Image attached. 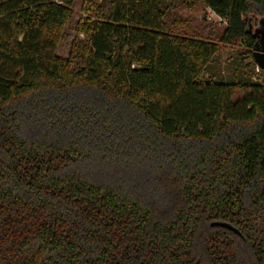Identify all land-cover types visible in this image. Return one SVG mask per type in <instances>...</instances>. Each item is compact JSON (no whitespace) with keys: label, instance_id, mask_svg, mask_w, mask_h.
<instances>
[{"label":"trees","instance_id":"1","mask_svg":"<svg viewBox=\"0 0 264 264\" xmlns=\"http://www.w3.org/2000/svg\"><path fill=\"white\" fill-rule=\"evenodd\" d=\"M172 1L94 0L62 57L73 0H0V264H264V81L204 77ZM199 1L253 59L264 0Z\"/></svg>","mask_w":264,"mask_h":264},{"label":"rangeland","instance_id":"2","mask_svg":"<svg viewBox=\"0 0 264 264\" xmlns=\"http://www.w3.org/2000/svg\"><path fill=\"white\" fill-rule=\"evenodd\" d=\"M94 0H73L71 4L72 16L63 30V36L57 46V54L67 57L71 49H76V44L83 38L81 34L76 36V26L79 20L94 15ZM170 20L179 17L186 21L180 26H174L176 33L186 31L188 36L199 34L202 38H210L218 43V50L207 64L204 77L222 82L264 81V70L258 69L254 60L247 55V48L242 43L225 44L219 41V35L225 25V21L205 7L199 0H195L193 6H187L181 0L171 3ZM263 15L255 14L249 23L254 28ZM183 22V21H182ZM250 50L252 48H249ZM80 59H78V62ZM242 90L234 89V96L239 97Z\"/></svg>","mask_w":264,"mask_h":264},{"label":"water","instance_id":"3","mask_svg":"<svg viewBox=\"0 0 264 264\" xmlns=\"http://www.w3.org/2000/svg\"><path fill=\"white\" fill-rule=\"evenodd\" d=\"M249 32L254 38V45L252 47L253 60L258 69L264 70V17L260 18L258 25L254 28L249 23ZM210 225L222 226L239 233L233 225L226 221H212Z\"/></svg>","mask_w":264,"mask_h":264},{"label":"flooded vegetation","instance_id":"4","mask_svg":"<svg viewBox=\"0 0 264 264\" xmlns=\"http://www.w3.org/2000/svg\"><path fill=\"white\" fill-rule=\"evenodd\" d=\"M263 23V22H262Z\"/></svg>","mask_w":264,"mask_h":264}]
</instances>
